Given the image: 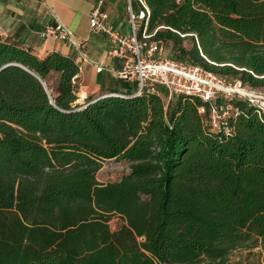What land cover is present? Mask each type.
Wrapping results in <instances>:
<instances>
[{
	"label": "trees",
	"instance_id": "obj_1",
	"mask_svg": "<svg viewBox=\"0 0 264 264\" xmlns=\"http://www.w3.org/2000/svg\"><path fill=\"white\" fill-rule=\"evenodd\" d=\"M145 1L163 56L264 88V0ZM79 74L0 39V264H229L264 241V112L236 101L227 132L163 86L79 102Z\"/></svg>",
	"mask_w": 264,
	"mask_h": 264
},
{
	"label": "crops",
	"instance_id": "obj_2",
	"mask_svg": "<svg viewBox=\"0 0 264 264\" xmlns=\"http://www.w3.org/2000/svg\"><path fill=\"white\" fill-rule=\"evenodd\" d=\"M99 0H0V39L32 50L43 58L52 52L71 57L80 66L78 78L80 101L108 94L130 92L126 84L136 81L119 76L123 61L109 55V37L91 27V11ZM129 0H103L101 9L110 24L123 35L131 33ZM138 8L137 2H132ZM62 24L75 38V44L43 37L46 26ZM171 94V93H170ZM173 95V94H171Z\"/></svg>",
	"mask_w": 264,
	"mask_h": 264
},
{
	"label": "built area",
	"instance_id": "obj_3",
	"mask_svg": "<svg viewBox=\"0 0 264 264\" xmlns=\"http://www.w3.org/2000/svg\"><path fill=\"white\" fill-rule=\"evenodd\" d=\"M129 1L131 33L128 35H123L110 24L109 15L101 9L103 0L98 1L90 18L91 27L109 37L112 45L109 55L123 61L119 76L136 81L138 94L145 90L155 93L163 86L173 95L201 99L209 105L211 126L227 132L228 122L238 114L236 101L245 100L264 112V96L257 94L259 90L244 88L241 83L232 85L200 65L163 56L148 31L150 9L146 1L134 0L139 5L138 10L132 6L133 0ZM42 35L76 43L73 33L60 23L46 26ZM200 113H205L204 107L200 108Z\"/></svg>",
	"mask_w": 264,
	"mask_h": 264
},
{
	"label": "rangeland",
	"instance_id": "obj_4",
	"mask_svg": "<svg viewBox=\"0 0 264 264\" xmlns=\"http://www.w3.org/2000/svg\"><path fill=\"white\" fill-rule=\"evenodd\" d=\"M185 45L189 46L187 41ZM173 44L167 43L165 45L164 53L168 56L174 53ZM257 94L264 96V88L258 89ZM170 99L165 98L166 105ZM79 102H81L79 100ZM78 102V103H79ZM130 171V163L127 160H106L102 162L101 169L97 173V179L102 184L119 181L124 175ZM121 221L119 217H113L110 225L113 230L119 227ZM229 264H264V241L260 242V245L253 250H237L232 253Z\"/></svg>",
	"mask_w": 264,
	"mask_h": 264
}]
</instances>
